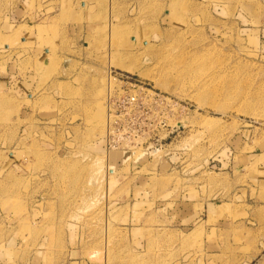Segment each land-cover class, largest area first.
Here are the masks:
<instances>
[{"label": "rangeland", "instance_id": "1", "mask_svg": "<svg viewBox=\"0 0 264 264\" xmlns=\"http://www.w3.org/2000/svg\"><path fill=\"white\" fill-rule=\"evenodd\" d=\"M21 7L0 264H264V0H0V21Z\"/></svg>", "mask_w": 264, "mask_h": 264}, {"label": "crops", "instance_id": "2", "mask_svg": "<svg viewBox=\"0 0 264 264\" xmlns=\"http://www.w3.org/2000/svg\"><path fill=\"white\" fill-rule=\"evenodd\" d=\"M62 3L64 2L62 1ZM63 6L66 7L67 4H63ZM17 14H16V18L20 20L21 22L18 25L17 23L12 22L11 20L6 21L5 20L6 18L3 21H0V39H8L9 43H11V45L6 44L4 46L5 48L4 53L8 52L12 54L16 51H20L18 52V54H22L33 44H35V48H38L39 41H38L37 31H36V29L38 28V25L37 24L31 25V23H28L26 21V9H24L23 7L18 8ZM19 34H21L20 45H18L17 48L13 49L12 45H15L18 43V38L20 37ZM1 49H2V44H0V54H2ZM49 53H50V50L47 49L46 55H49ZM4 57H7V56L4 54ZM24 57H22L19 60L20 63L23 62ZM261 173H264V170ZM262 178H264V176H262Z\"/></svg>", "mask_w": 264, "mask_h": 264}]
</instances>
